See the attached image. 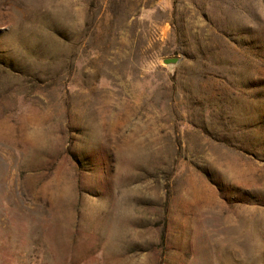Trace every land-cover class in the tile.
<instances>
[{"label":"rangeland","instance_id":"obj_1","mask_svg":"<svg viewBox=\"0 0 264 264\" xmlns=\"http://www.w3.org/2000/svg\"><path fill=\"white\" fill-rule=\"evenodd\" d=\"M0 264H264V0H0Z\"/></svg>","mask_w":264,"mask_h":264},{"label":"water","instance_id":"obj_2","mask_svg":"<svg viewBox=\"0 0 264 264\" xmlns=\"http://www.w3.org/2000/svg\"><path fill=\"white\" fill-rule=\"evenodd\" d=\"M163 62L168 65H175L179 62V58L178 57H168V58H164Z\"/></svg>","mask_w":264,"mask_h":264}]
</instances>
